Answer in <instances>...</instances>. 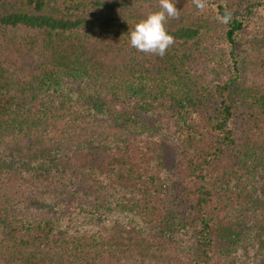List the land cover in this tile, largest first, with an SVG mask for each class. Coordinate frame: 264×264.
Wrapping results in <instances>:
<instances>
[{
  "label": "trees",
  "instance_id": "16d2710c",
  "mask_svg": "<svg viewBox=\"0 0 264 264\" xmlns=\"http://www.w3.org/2000/svg\"><path fill=\"white\" fill-rule=\"evenodd\" d=\"M173 2L0 0V264H264V0Z\"/></svg>",
  "mask_w": 264,
  "mask_h": 264
},
{
  "label": "clouds",
  "instance_id": "9594fccd",
  "mask_svg": "<svg viewBox=\"0 0 264 264\" xmlns=\"http://www.w3.org/2000/svg\"><path fill=\"white\" fill-rule=\"evenodd\" d=\"M200 6V0H197ZM179 11L173 0H158V8L146 13L132 26L130 46L139 52L163 57L174 44L168 32V20L178 18Z\"/></svg>",
  "mask_w": 264,
  "mask_h": 264
},
{
  "label": "rangeland",
  "instance_id": "374dc122",
  "mask_svg": "<svg viewBox=\"0 0 264 264\" xmlns=\"http://www.w3.org/2000/svg\"><path fill=\"white\" fill-rule=\"evenodd\" d=\"M247 70V69H246ZM251 77H253L252 73L250 71L247 70V74H245L244 78L246 79L248 84L253 83V79H251ZM76 89V88H75ZM74 92V96L76 94L77 91H73ZM73 97V95H71ZM169 138L167 135L164 136V151H163V162H162V167L163 170H171L173 168V166L176 164V160L178 158V151L176 150V148L174 147V144L172 142V140L170 139H166ZM255 234V232H253ZM259 245H257V243H252L250 246H246L244 244V247L242 248L243 251V255L244 257L246 256H251V259L253 258V254L258 251L259 249ZM188 251H186L185 249H180L178 251L177 259L176 261H172L173 264H182L180 262H183L184 264H192V262H190L189 260V256H188Z\"/></svg>",
  "mask_w": 264,
  "mask_h": 264
}]
</instances>
